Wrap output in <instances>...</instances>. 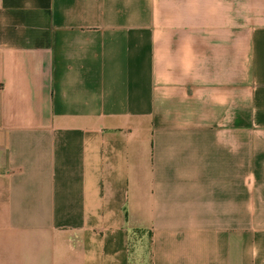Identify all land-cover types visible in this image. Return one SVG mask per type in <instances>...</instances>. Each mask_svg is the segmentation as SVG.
I'll return each mask as SVG.
<instances>
[{"label": "crops", "instance_id": "0c3cea01", "mask_svg": "<svg viewBox=\"0 0 264 264\" xmlns=\"http://www.w3.org/2000/svg\"><path fill=\"white\" fill-rule=\"evenodd\" d=\"M0 264H264V0H0Z\"/></svg>", "mask_w": 264, "mask_h": 264}]
</instances>
